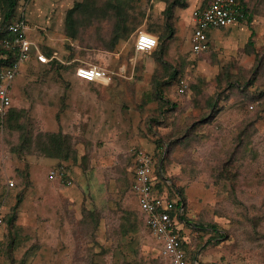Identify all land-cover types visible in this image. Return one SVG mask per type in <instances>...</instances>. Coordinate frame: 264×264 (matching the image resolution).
Here are the masks:
<instances>
[{"label": "rangeland", "instance_id": "374dc122", "mask_svg": "<svg viewBox=\"0 0 264 264\" xmlns=\"http://www.w3.org/2000/svg\"><path fill=\"white\" fill-rule=\"evenodd\" d=\"M116 2L18 0L15 20L25 12L27 36L64 66L34 57L15 80L27 137L0 123V264H168L131 191L136 148L158 155L165 191L185 200L191 264H264V0H245L250 17L199 55L177 34L190 4L159 54L136 41L145 30L160 43L167 1L125 8L117 40ZM80 65L113 79L83 80ZM56 134L72 157L51 151Z\"/></svg>", "mask_w": 264, "mask_h": 264}, {"label": "built area", "instance_id": "2783aa9c", "mask_svg": "<svg viewBox=\"0 0 264 264\" xmlns=\"http://www.w3.org/2000/svg\"><path fill=\"white\" fill-rule=\"evenodd\" d=\"M195 27L191 36L192 49L196 53L207 51L211 47L210 33L218 28L242 22L245 11L240 0H209L204 6L196 7L192 12ZM14 34L5 38V46L14 52L10 63L0 70V123L13 105L14 83L24 65L32 58L40 63H50L58 59L56 54L47 55L41 47L27 36L28 23L25 12L16 21L8 25ZM159 43L158 36L142 30L139 32L136 49L139 52H150ZM76 74L87 81L110 83L112 74L98 65H80ZM188 83L181 82L180 92H186ZM253 107V105L251 106ZM134 167L132 170L131 188L137 197L141 211L146 215V225L160 242L161 256L170 264H188V237L181 230L183 220L176 212L178 198H171L165 189H160L157 174L158 158L147 149L136 148L133 151ZM58 176L57 171L50 172V177ZM9 186H15L14 181ZM0 222L2 219L0 218Z\"/></svg>", "mask_w": 264, "mask_h": 264}, {"label": "trees", "instance_id": "16d2710c", "mask_svg": "<svg viewBox=\"0 0 264 264\" xmlns=\"http://www.w3.org/2000/svg\"><path fill=\"white\" fill-rule=\"evenodd\" d=\"M137 0H117V2L115 3V7L117 9V13L120 14L119 17V21L118 24L116 26V40L119 37V31L120 29L124 26V24L126 23V21L129 19V15L127 14V11L125 8H129V7H133V4L136 2ZM167 1V6L164 9V14L166 16V31H168L166 33V35L162 36V39L160 41V43H158L157 47L159 49V54H161L164 51V45L166 43L167 40H169L172 37V33L173 31L171 30V20L174 16V13L176 11V8L179 7H186L188 6V0H166ZM29 2V0H28ZM240 2L243 5L244 11H245V17H250L248 15V7L245 4V0H240ZM81 4V3H80ZM79 3H77L74 7H72L68 13H67V18H68V23H69V27L72 28L74 27V21H75V13L77 11V8L80 5ZM82 5V4H81ZM17 7H18V0H0V70L2 67L8 65L10 63V61L13 59L14 56V52L12 50H9L5 44H4V39L5 38H13L14 34L11 33L8 29V25L10 23H13L16 16H17ZM18 19V18H17ZM16 19V20H17ZM15 20V21H16ZM156 47V49H157ZM154 49V50H156ZM44 52L51 56L52 53L48 50H44ZM52 64H58L60 66H64L63 62L59 61L58 59H54L51 61ZM92 82V81H91ZM158 97L161 98L163 97V92L160 91L159 89L157 91ZM263 93H260V96H262ZM23 117V112L16 108V106L13 104L12 107L10 108L8 114L6 115V117L4 118L3 122L1 124H8L10 127L15 128V129H19L22 130V136H28L26 132H24V124L23 122H21V118ZM52 136V142H51V151H55V152H63V147L65 146L66 149V155L65 158H70L73 155V150H70V144L69 141L66 140V143L64 141V135L61 136L59 135H51ZM63 145V146H62ZM155 156L158 158L157 161V174L158 177L160 179V182L158 183V186L160 189H165L166 186H168L167 184V180L164 179L162 172H163V164L161 161H159V157L156 153H154ZM132 170L134 167V161L132 162V166H131ZM132 184V181H131ZM130 184V185H131ZM132 189V188H131ZM168 192V191H167ZM169 196L171 198H178V194L175 193V191L171 192L169 191ZM176 212H178L180 214V218L181 220H186L187 222H189L188 218L186 217L185 214V200L183 198H179L178 202H177V206H176ZM143 213V212H142ZM144 217H145V222H146V215L143 213ZM209 226L205 227V225L203 223H197L196 226L199 228H209V230H211V232H213L212 235V240H214L215 242H219L221 239H223L225 237V233L222 232V230L215 224H208ZM159 245L160 242L158 241ZM168 264H170L169 261H167ZM188 264H191L190 262Z\"/></svg>", "mask_w": 264, "mask_h": 264}, {"label": "crops", "instance_id": "0c3cea01", "mask_svg": "<svg viewBox=\"0 0 264 264\" xmlns=\"http://www.w3.org/2000/svg\"><path fill=\"white\" fill-rule=\"evenodd\" d=\"M208 1L209 0H188V5L190 6V8H191V13L189 14V15H187V13L186 12H184V10H183V8H180V10L178 11V16L180 15L181 16V19L179 20V22H178V27H177V29H178V36H181V35H183V36H181V37H184L185 38V36H184V34L187 32V34H190V37H189V41H190V51H191V53L192 54H194V55H199V54H202V53H204V52H207V51H209L210 49H208L207 51H203V52H200V53H196V52H194L193 51V49H192V41H191V36H192V33H193V30H194V27H195V23H194V20H193V16H192V12H193V10L196 8V7H198V6H204V5H206L207 3H208ZM189 18V19H188ZM246 19V18H245ZM244 19V20H245ZM243 20V21H244ZM242 21V22H243ZM28 23V22H27ZM241 22H239V23H236V24H232V25H229V26H227V27H221V28H218V29H215V30H213L211 33H213L214 31L215 32H217L215 35H213V37L212 36H210V43H212V39L217 35V34H219V32L221 31V30H223V29H225V28H227V29H229V28H233L234 26H236V25H238V24H240ZM35 41V40H34ZM37 43V42H36ZM38 44V43H37ZM211 48V47H210ZM156 49V48H155ZM43 50V49H42ZM51 63V62H50ZM14 86H15V83H14ZM131 191H132V189H131ZM132 194H133V196H134V198H135V200L137 201V204H138V200H137V197H136V195L134 194V192L132 191ZM138 206H139V204H138ZM139 209H140V207H139ZM141 210V209H140ZM187 221L186 220H183V223H182V229L183 230H181V232L184 234V235H186L187 237H188V240H189V236L187 235V230H186V227H187ZM189 243H190V240L187 242V247H188V245H189Z\"/></svg>", "mask_w": 264, "mask_h": 264}]
</instances>
